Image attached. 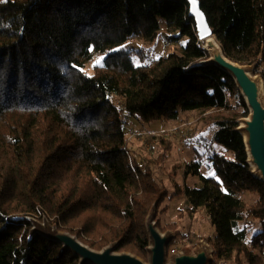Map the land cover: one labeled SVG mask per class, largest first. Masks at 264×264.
<instances>
[{
    "label": "trees",
    "instance_id": "trees-1",
    "mask_svg": "<svg viewBox=\"0 0 264 264\" xmlns=\"http://www.w3.org/2000/svg\"><path fill=\"white\" fill-rule=\"evenodd\" d=\"M199 1L224 55L259 70L264 88V0ZM188 12L186 0H0V264L79 263L23 217L45 213L95 250L147 260L145 220L166 191L131 157L122 115L149 124L210 111L230 157L212 155L209 177L190 163L184 174L200 186L179 194L214 229L213 264H264V183L237 130L249 111L233 78L204 64ZM160 21L185 40L178 52L145 66L133 61L141 52L115 50L131 37L153 43Z\"/></svg>",
    "mask_w": 264,
    "mask_h": 264
},
{
    "label": "rangeland",
    "instance_id": "rangeland-1",
    "mask_svg": "<svg viewBox=\"0 0 264 264\" xmlns=\"http://www.w3.org/2000/svg\"><path fill=\"white\" fill-rule=\"evenodd\" d=\"M160 22L162 29L158 39L153 43H144L131 37L115 50L141 52L142 57L136 55L133 57V61L136 65L145 66L153 64L161 56L178 52L185 40L172 42L169 39L171 35L166 33L164 29V22ZM103 59V55H96L85 65L86 72L92 74L95 68L102 66ZM249 67H252L253 70L251 74L257 72L253 66ZM255 76L261 78L259 73L252 75V77ZM212 112L204 114L186 112L181 113L176 121L160 120L149 124L141 122L136 116L122 115L127 148L131 157L142 169H148L156 183L166 191V198L157 208L155 207L154 213V222L158 230L162 234L168 232L172 237L171 246L166 248V264L170 262L173 255L182 251L192 252L200 243L208 247L207 239H212L215 236L214 229L204 212L200 210L192 213L187 211L185 209V198L178 191L182 190L184 186H200L198 178L184 174L186 166L190 163L200 161L201 174L209 177L214 175L209 160L212 155L220 154L230 157L229 154H225L221 145L213 141L215 130L212 121L208 118V115ZM245 199L250 201L248 196ZM17 216L20 217L21 214ZM23 217L30 223L32 228L36 224L47 225L60 233H68L76 237L79 242L89 247L87 243L91 240L90 238L83 234L76 235L77 228L71 232L65 230L63 225L58 224L53 217L46 213L44 215L36 214ZM254 225L253 229L256 231L259 227L256 224ZM114 252L130 253L126 251L118 252L116 249ZM147 260L143 261L147 262ZM211 263L212 258L208 264ZM214 264L225 263L217 262Z\"/></svg>",
    "mask_w": 264,
    "mask_h": 264
},
{
    "label": "water",
    "instance_id": "water-1",
    "mask_svg": "<svg viewBox=\"0 0 264 264\" xmlns=\"http://www.w3.org/2000/svg\"><path fill=\"white\" fill-rule=\"evenodd\" d=\"M189 5L188 15L195 22L197 38L204 41L203 49L209 59L204 64H211L231 76L240 91L249 111L248 119L240 121L237 130L242 134L247 155V163L252 168V175L264 183V88L261 78L252 77V67L240 65L229 60L223 53L207 17L201 9L199 0H186ZM155 206L145 220L149 238L148 260L144 262L130 253H115L116 244L95 251L83 245L76 237L60 233L47 225H34L32 233L62 245L79 259L78 264H166V248L171 240L168 232L162 234L155 222ZM211 260L209 246L200 243L192 252L182 251L172 256L168 264H208Z\"/></svg>",
    "mask_w": 264,
    "mask_h": 264
},
{
    "label": "bare ground",
    "instance_id": "bare-ground-1",
    "mask_svg": "<svg viewBox=\"0 0 264 264\" xmlns=\"http://www.w3.org/2000/svg\"><path fill=\"white\" fill-rule=\"evenodd\" d=\"M204 46H205V45H204ZM255 77H257V76H255ZM247 117H248V116H247ZM247 117H246V118H247ZM246 118H245V119H246ZM247 119H248V118H247ZM240 125L242 126V123H241Z\"/></svg>",
    "mask_w": 264,
    "mask_h": 264
},
{
    "label": "built area",
    "instance_id": "built-area-1",
    "mask_svg": "<svg viewBox=\"0 0 264 264\" xmlns=\"http://www.w3.org/2000/svg\"><path fill=\"white\" fill-rule=\"evenodd\" d=\"M260 71L258 70L257 73H259Z\"/></svg>",
    "mask_w": 264,
    "mask_h": 264
}]
</instances>
